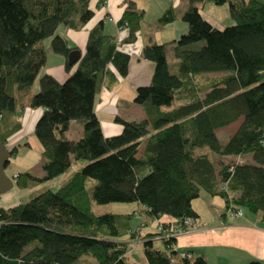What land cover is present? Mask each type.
I'll list each match as a JSON object with an SVG mask.
<instances>
[{"label":"trees","instance_id":"1","mask_svg":"<svg viewBox=\"0 0 264 264\" xmlns=\"http://www.w3.org/2000/svg\"><path fill=\"white\" fill-rule=\"evenodd\" d=\"M189 2L182 15L186 32L142 48L141 56L154 62V70L151 82L138 86L131 102L140 104L147 117L117 116L122 131L105 136L95 111L97 96L107 81L128 75L131 55L118 48L101 19L71 65L68 55L79 48L69 47L57 30L85 26L106 0H0V141L10 159L19 151L11 140L23 128L22 111L43 109L34 133L43 145L44 174L18 172L16 185L33 188L84 162L58 188H41L26 201L0 207V264H77L86 255L93 264H130L125 254L135 239L143 244L147 264H209L204 255L179 249L174 236L163 237L161 248L141 231L163 215L176 219L169 225L198 217L193 201L202 191L224 198V216L229 209L248 211L259 214L264 225V0ZM200 2L228 3L235 23L214 25L196 5ZM144 13L132 2L124 10L118 24L129 29L127 42L136 40ZM176 19L169 5L157 22ZM48 38L52 51L67 58L69 75L62 82L42 71ZM169 46L176 58L173 67ZM213 72L225 74L210 81L203 76ZM202 77L206 86L199 84ZM37 79L38 89L28 95ZM240 117L242 123L222 144L216 129ZM72 121L83 125L78 139L66 135ZM199 147L252 160L221 163L217 171ZM89 178L100 184L98 199L140 207L95 216L96 188L88 190Z\"/></svg>","mask_w":264,"mask_h":264},{"label":"crops","instance_id":"2","mask_svg":"<svg viewBox=\"0 0 264 264\" xmlns=\"http://www.w3.org/2000/svg\"><path fill=\"white\" fill-rule=\"evenodd\" d=\"M131 2L135 3L136 8L144 10L145 13L136 40L127 42L125 39L129 35V29L120 27L118 21ZM92 5L94 4L92 3ZM169 5H173L175 8L177 19L171 23L159 25L157 19ZM196 5L201 9L200 3ZM189 6V0H106V3L96 10L95 16L85 26L78 29L60 26L58 33L65 38L67 45L78 47L84 52L90 28L99 20L104 19L107 32L117 39L118 48L131 55L128 75L125 77L118 76L116 81H107L97 96L95 111L101 121L105 136H113L122 131V124L115 121L117 116L127 119L147 117V113L140 104L131 102L136 88L151 82L154 70V62L141 56L142 48L149 42H170L186 32L188 25L182 19V15ZM201 13L205 18L207 17L202 9ZM206 19L211 21L209 18ZM47 42L49 41H46V46ZM50 50L51 48L48 51L44 71L53 74L62 82L69 75L65 67L67 58L63 54L54 53ZM171 54L172 49L169 46L168 55ZM51 55L55 60L54 62L53 60L49 61ZM111 68L115 70L113 66ZM42 111V108H25L21 114L23 128L11 140V143L18 145L19 148L16 157L28 150L37 152L39 156L37 165L29 166L27 169L40 175L44 174L42 168L43 145L35 135L34 127ZM82 134L83 125L77 121H72L66 135L71 139H78ZM145 144L146 142L141 144L139 150H144ZM139 152L138 156H141L142 154L139 155ZM12 160L11 158L8 165ZM83 164V161H79L76 163V168H80ZM68 172L69 170L52 180L61 178ZM73 172L68 178L72 176ZM17 173L15 172L13 176ZM35 187L19 188L15 184L13 187L16 188L15 191H11V189L0 194V207L7 208L18 204L22 201V192L28 191L26 195H30L34 192ZM216 196L207 191H202L200 197L193 201V207L198 216L209 224L207 228L205 226L203 229L179 236L177 238L179 249L191 250L193 255L202 254L209 264H248L252 259L264 260V225L260 221V215L244 211L239 216H224L225 200L220 201ZM125 206V211H133L140 207L137 203H130ZM158 221L170 223L176 221V219L170 215H163L160 218L150 220L149 225L143 228V235L151 238L156 247L162 248L164 246L162 239L153 234L155 233L153 228ZM143 252L142 242L136 244L129 253V260L136 264H147Z\"/></svg>","mask_w":264,"mask_h":264},{"label":"rangeland","instance_id":"3","mask_svg":"<svg viewBox=\"0 0 264 264\" xmlns=\"http://www.w3.org/2000/svg\"><path fill=\"white\" fill-rule=\"evenodd\" d=\"M200 7L203 10L205 16H207L206 18H209L216 26L225 27V26L232 25V24L235 23V20L231 16L228 3L219 5V4H215L213 2H205V3H201L200 2ZM59 28H58V30H59ZM58 30H57V32H58ZM47 40L49 41V42H47L48 43L47 44V47H48L47 50L49 51V48H51V46H50V40L51 39L48 38ZM55 55H57V54H55ZM54 57H56V56H54ZM175 59L176 58L173 56V54L169 55V61H170V64L172 65V67H173V62L175 61ZM52 60H53V62L55 61L53 56L51 55V60H50V56H49V61L51 62ZM45 67L43 68L42 71L45 70ZM223 74H225V73L224 72H213V73H209V74H204L203 76L204 77L205 76H209V81H210V79L215 78V77H219V76H221ZM204 77L200 78V82H199V84L202 85V86H206L207 85V79H205ZM38 87H39V82H38V79H37L34 82L32 88L30 89V93L28 95H30L32 92H34L36 90V88L38 89ZM134 93H136V90H135ZM204 94H205L204 91L201 92V96L202 97L204 96ZM183 102H185V101L184 100H178V102H176V103H183ZM242 121H243V117H240L238 120H236V121H234V122H232V123H230V124H228L226 126L218 127L216 129V134L218 135L219 140H220V142L222 144H225L228 141V139L230 138V136H232L236 132V130L238 129V127L240 126ZM198 149H199L198 151L202 150V151H204V152L209 154V157L211 159H213V162L215 164V167H216L217 171L221 168V163L234 164L237 161L238 162H243V161H251L252 160L251 156L225 157V156L217 155L215 153H212V151H210V149L208 147H199ZM139 151H140L139 155L143 154V150L142 149H140ZM14 157L12 158L13 159L12 162L6 167V172L8 174H10L11 176H13V174L15 172L16 173L17 172H24V171L28 170L27 168H29V166L33 167L34 165H37L38 158H39V156H38V154H37V152L35 150H30V151L28 150L26 153L20 155L19 157H16V156H14ZM74 170H76V166L75 165L72 168L69 169L68 174L62 176L61 178H57L55 180H52V179L51 180H47L46 182L41 183L39 186L35 187L33 191L36 193V192H38L36 190H39L41 188H47V187H50L52 189L58 188L60 185L64 184L66 181L69 180L70 177L68 178V176ZM87 185H88V190L89 191H93L94 187L96 188L95 192H94V195H93L94 198H93L92 211H93L94 215L97 216V217H101L103 215L109 214L110 212L111 213L112 212H114V213L115 212H124L125 211L124 208L126 207L125 205L129 204V203L115 202V201H112V200L98 199L96 191L99 188L98 186H100V184H98V182L95 179L89 178ZM15 189L16 188H12L11 191H15ZM22 193L23 194H21V199H22V201H26L29 198L30 195H26V194H28V191H24ZM35 193H33V194H35ZM24 194H25V196H24ZM24 197H25V199H24ZM216 197L220 201H222V199H224V198H222L220 196H216ZM246 213H250V212L246 211ZM226 216L235 217L236 214L234 212H229V210H228L226 212ZM197 219H199V221L203 225L197 224ZM197 219H195L194 225H192V227L190 229L188 228V230H186L185 233L203 229V228H205V226L207 228V225L209 223L204 222L199 216L197 217ZM157 223L158 222H156L155 224H157ZM143 230L144 229H142V231ZM153 230L155 231L154 235L156 234L157 237L160 238V236L157 233L156 227H154ZM185 233H183V234H185ZM179 236H181V235H179ZM179 236H176V240H177V238ZM138 243H141L140 240L137 241V242L133 241L132 245H131V248H129L128 251L131 252L133 250V248L136 246V244H138ZM94 261L95 260L91 256L86 255V256H83L77 262V264H93ZM128 261L130 263H132L129 259H128Z\"/></svg>","mask_w":264,"mask_h":264},{"label":"water","instance_id":"4","mask_svg":"<svg viewBox=\"0 0 264 264\" xmlns=\"http://www.w3.org/2000/svg\"><path fill=\"white\" fill-rule=\"evenodd\" d=\"M81 57L80 49H72L68 55V62L72 65ZM10 150L4 143L0 141V194L11 190L15 183L13 176L6 172V166L10 160Z\"/></svg>","mask_w":264,"mask_h":264},{"label":"built area","instance_id":"5","mask_svg":"<svg viewBox=\"0 0 264 264\" xmlns=\"http://www.w3.org/2000/svg\"><path fill=\"white\" fill-rule=\"evenodd\" d=\"M229 212H233L231 209H229ZM236 216L242 215L243 211L239 210L237 213H235ZM195 219H197V217H186L182 222L180 223H172L169 225V223L166 222H162V221H158V223L156 224V230L158 235L160 236V238L163 237H171V236H179L182 235L183 233H185L186 230H188V228L190 229L192 227V225H194L195 223ZM197 224H201L203 225L199 219H197ZM195 227V226H194ZM142 231V228H141ZM140 239H135L134 242L139 241ZM176 247V246H175ZM129 253L130 251L126 252V256L127 259H129ZM182 255H187V256H191V254L186 253V252H181ZM132 264V263H130Z\"/></svg>","mask_w":264,"mask_h":264}]
</instances>
